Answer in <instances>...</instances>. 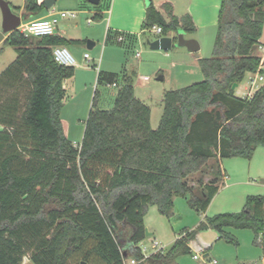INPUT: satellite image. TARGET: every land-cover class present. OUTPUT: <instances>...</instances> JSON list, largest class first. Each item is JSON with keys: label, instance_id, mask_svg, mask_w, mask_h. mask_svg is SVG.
<instances>
[{"label": "trees", "instance_id": "trees-1", "mask_svg": "<svg viewBox=\"0 0 264 264\" xmlns=\"http://www.w3.org/2000/svg\"><path fill=\"white\" fill-rule=\"evenodd\" d=\"M46 10L25 0L26 17ZM263 27L264 0H222L214 53L198 60L204 80L165 92L158 128L135 95V74L125 75L112 109H97L94 98L80 148L61 118L64 82L75 68L56 63L53 48L81 42L8 34L4 43L17 57L0 74V264L25 257L34 264H175L205 230L234 246L232 231L250 230L264 256L260 195L247 196L240 212L205 217L168 250L146 258L139 247L150 206L169 217L182 197L206 213L225 179L223 160H252L264 147V84L246 98L232 88L248 73L263 74ZM154 28L162 29L158 38L196 31L192 17L176 16L169 2L147 7L143 34Z\"/></svg>", "mask_w": 264, "mask_h": 264}, {"label": "rangeland", "instance_id": "rangeland-1", "mask_svg": "<svg viewBox=\"0 0 264 264\" xmlns=\"http://www.w3.org/2000/svg\"><path fill=\"white\" fill-rule=\"evenodd\" d=\"M147 1L156 4L163 1L171 2L175 7L176 16L190 14L193 19L195 18L196 31L192 34L185 32L182 34L186 39L196 40L200 45V50L190 53L187 48L174 46L169 51H154L148 45L149 40L158 39V35L154 31L142 34V37L135 43L129 41L120 43L117 40L112 43L111 40L107 41L105 29L99 24L100 21L92 18L90 13H79L81 10L76 4H72L68 0H59L54 6V9L59 11L78 13L77 18H70L65 22L69 37L90 36L87 41L91 40L96 43L92 49L88 47L87 41L76 47V50L68 47L77 64L71 87L68 88L65 95L61 118L66 121V134L74 145L80 144L83 139L94 98H96L97 109L110 110L114 106L117 88L109 85L108 82L111 81L106 73H114L113 77L120 76V81L123 80V74L130 76L135 74L133 77L135 95L150 107L153 129L158 128L163 114L165 92L181 89L204 80L198 60L210 58L214 53L221 0H143L146 9L150 4ZM85 3L90 8L99 6L102 8L109 4L110 0H102L98 6ZM11 5L18 14L17 9L23 5V0L12 1ZM87 17L92 18L91 24H88ZM2 20L0 9V32L2 31ZM22 20L24 23L25 19L22 18ZM170 34L178 35L176 32ZM84 53L89 54V61L83 59ZM16 56L14 48L4 42L0 43V66L5 68ZM160 76L163 77L162 81L158 80ZM145 77L148 80H145ZM253 78L254 75H248L244 79L241 88L237 90L239 95L246 96L249 89L255 91L264 84V80L260 81L259 79L252 83L251 79ZM262 153H264V147H261L256 153L253 165L260 166L264 163ZM248 166L249 161L244 159L223 160L222 168L226 171L227 178L219 183L221 190L215 196L206 213L192 209L187 199L182 197L175 199L172 214L169 217L161 215L156 206H150L145 216V226L152 235L140 243L142 248L147 249L144 250V253L146 255L155 253V250L152 249L153 243H158L164 251L168 250L184 231L196 230L200 222L207 216L240 212L246 202L245 196L254 195L256 187L251 183L233 185L231 184L232 177H242L244 173L239 170L242 171L243 167L247 168ZM210 179L211 177L208 178V180ZM194 181L196 182L197 179ZM210 231L198 232L195 237L197 244L208 245V248L205 249H194V253L200 255V259L195 260L192 251L191 254L179 256L175 264H207L208 259L217 261V264H253L257 261L255 255L259 248L253 244L254 234L252 231L238 230L234 232L238 241L237 246L223 240L218 241L215 232ZM198 234H200L199 237H197ZM207 254L208 257L205 258L204 256ZM30 263L33 264V262Z\"/></svg>", "mask_w": 264, "mask_h": 264}, {"label": "crops", "instance_id": "crops-1", "mask_svg": "<svg viewBox=\"0 0 264 264\" xmlns=\"http://www.w3.org/2000/svg\"><path fill=\"white\" fill-rule=\"evenodd\" d=\"M37 1H38L39 4H44L45 0H37ZM58 1L54 4V6L58 3ZM68 1L70 3H72V4H76L80 8L81 11L79 13H81V14L90 13L92 15V18H94V15H95L96 12H100L103 15L101 20H96V21H100L99 24L102 25L103 28L105 29L107 41L111 40L112 43H113L116 40L119 41V37H123L124 40L123 41H119L120 43H123L125 41H127V42L129 41L130 43H133V42L135 43L142 37V34H143L142 26H143V22H144L145 17H146V10H147L143 0H110V3L105 5V7H102V8H100V6L99 7H95V8L88 7L87 4L85 3V2L89 3L88 0H68ZM101 1H100V4H101ZM166 2H168V1H163V2L157 3V4L155 2H152V3L158 9H161L162 5L164 3H166ZM169 3H171V2H169ZM171 4H172V6L174 8V13H175V7H174L173 3H171ZM24 5H25V0H23V5H21L17 9L18 10V15H20L22 18L25 19L24 23H28V22H31L33 20H37V19H41V18H46V17H49L52 14H57L59 12L64 11V10H60V11L56 10V9H54V6H53L51 9L46 10L39 17H37V16L36 17H34V16L26 17L24 15V11H23ZM221 6H222V0H221ZM13 10H14V8H13ZM220 10H221V8H220ZM191 14H192V12H191ZM92 18L87 17V22H88L89 19L92 20ZM192 19H193V17H192ZM194 19H193V21H194ZM66 20L67 19L61 20L56 35H61L62 37H64L67 40H70V41H80L81 42L80 44H71V45L65 46L67 48L71 47L74 50H76V47L83 45L84 42H86L87 39H89L90 36H84V37H80V38L79 37H73L72 38L71 36L69 37L67 32H66V30H68V27H67V25L65 23ZM218 22H219V19L217 20V25H218ZM22 23H23V20H22L21 24ZM194 24H195V21H194ZM168 36L176 37V35H174V34H172V35L169 34ZM6 37H7V35H6ZM91 38H93V37H91ZM88 41H91V40H88ZM88 41H87V44H88ZM259 43H260V46H259V48L257 50V55L262 58L261 70L263 71V74H251V73H248L247 76L248 75H254V78L251 79L252 83H255V80L259 79L260 77H263V75H264V27H263L262 36H261V38L259 40ZM91 44L93 45L92 48H94L96 46V43L94 41H91ZM85 54L86 53H84V55ZM84 55H83V59H85ZM7 67L8 66L3 68V66H0V74ZM74 68L76 69L75 66H74ZM98 73H100V72H98ZM106 74L108 75V76L106 75L108 77V79H110V77L114 75V73H106ZM125 75L123 74L122 77H124ZM116 76H117V80L116 81L108 82L109 85H112V87L117 88L116 93H115V100H116L118 91H119V89H120V87L122 85V81H120V76H118V75H116ZM72 80H73V78L68 79V80H66L64 82V88H65L66 93H67L68 88L71 87L70 84H71ZM241 85L242 84H239L236 87V89L234 90L235 91V96L238 97V98L251 97L262 86L261 85L255 91H251V89H249V93L246 96H241V95H239L237 93V90L241 88ZM246 89H248V88H246ZM115 100H114V103H115ZM101 110H104V109H101ZM62 122H63L65 133H66L67 132V130H66V121L64 119H62ZM260 148L261 147H259L256 150L255 155H256V153L258 152V150ZM262 154H263V157H264V153H262ZM255 155H254L252 160H248L249 161V166L247 168L243 167L242 171H241V169L239 170L240 172L244 173L242 175V177H240V176L232 177L233 180L230 178L232 180L231 184H233V185H243V184H246V183H251L252 186L256 187L255 188V192L253 194L254 195L264 196V163L262 165H260V166L259 165H253L252 162H254L253 160L255 159ZM222 164H223V162H222ZM224 172H225V179H226L227 178V173H226L225 170H224ZM208 178L209 177H207L205 179L206 183L209 181ZM247 180H249V181H247ZM247 196H249V194ZM247 196H245V198H247ZM207 231L209 232L210 230L200 231V233L207 232ZM236 231H232L233 235H234V232H236ZM210 232H215V231L211 230ZM215 234L217 235V240L221 241V240H219V234L217 232H215ZM199 235L200 234H198L197 237H199ZM207 246H208L207 244L204 245V246H202L200 244H197L195 239L189 243V247L191 248V251H193L194 255H195L194 249H205V248H208ZM194 255H193V258H194ZM148 256H150V255H148ZM255 256H256L257 261L255 263H253V264H264V256H263L262 250L260 248L257 249V253H256ZM204 257L207 258L208 254L205 255ZM211 261L212 260L208 259L207 264L209 262H211ZM30 262H32V261L30 260L29 257H25L24 260H23V264H32Z\"/></svg>", "mask_w": 264, "mask_h": 264}, {"label": "built area", "instance_id": "built-area-1", "mask_svg": "<svg viewBox=\"0 0 264 264\" xmlns=\"http://www.w3.org/2000/svg\"><path fill=\"white\" fill-rule=\"evenodd\" d=\"M6 1H8L11 4L12 1H19V0H6ZM77 15H78L77 12L62 11V12H59L57 14H52L46 18L33 20L31 22H28V23H22L19 30L22 33H24L25 35L33 36V37H44V36L56 35L61 20L70 19V18L75 19L77 17ZM88 23L91 24L92 20L89 19ZM153 31L156 35H160L162 33L161 28H154ZM123 40H124L123 37H119V41H123ZM53 57H54V60L56 61V63H58L61 66L74 67L77 64V61H76L74 55L65 46L54 47L53 48ZM84 58L86 60H89L90 59L89 54L86 53L84 55ZM144 79L148 80L147 77ZM259 79H260V81L264 80L263 77H260ZM74 146L77 148H80V144L74 145ZM139 247H140L143 255L147 258L148 255H146L144 253V250H147V249L142 248V246H140V245H139ZM152 249L155 250V253L159 252V251H164L163 249H161L159 247L158 243H153ZM199 256L200 255L195 254L194 259L195 260L200 259ZM124 264H139V262L135 259H127L124 261ZM208 264H217V261L213 260V261L209 262Z\"/></svg>", "mask_w": 264, "mask_h": 264}, {"label": "water", "instance_id": "water-1", "mask_svg": "<svg viewBox=\"0 0 264 264\" xmlns=\"http://www.w3.org/2000/svg\"><path fill=\"white\" fill-rule=\"evenodd\" d=\"M58 0H45L44 5L47 10L51 9ZM92 5H99L101 0H88ZM151 3L150 1H147ZM0 9L2 12V31L0 32V43L4 42L6 35L12 33L15 30H18L21 26L22 17L14 12L11 4L6 0H0ZM182 30H179L176 37L170 36H161L154 41H148V45L154 51H169L174 46L179 48H187L190 53H196L200 50V45L196 40L186 39L182 34ZM91 41H88V47L92 48ZM158 80L162 81L163 77L160 76ZM238 84L233 85V90L236 89ZM152 234L146 229V237L151 236ZM86 264V263H82Z\"/></svg>", "mask_w": 264, "mask_h": 264}]
</instances>
